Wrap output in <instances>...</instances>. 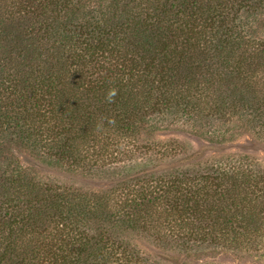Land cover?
<instances>
[{"label":"trees","instance_id":"1","mask_svg":"<svg viewBox=\"0 0 264 264\" xmlns=\"http://www.w3.org/2000/svg\"><path fill=\"white\" fill-rule=\"evenodd\" d=\"M263 7L0 0V264H143L141 246L169 243L161 258L179 264L198 248H259L263 164L141 136L170 124L223 143L215 119L239 110L264 131V40L252 37ZM22 149L109 185L37 180Z\"/></svg>","mask_w":264,"mask_h":264},{"label":"rangeland","instance_id":"2","mask_svg":"<svg viewBox=\"0 0 264 264\" xmlns=\"http://www.w3.org/2000/svg\"><path fill=\"white\" fill-rule=\"evenodd\" d=\"M264 10V7L263 9ZM261 14L262 12H258ZM260 15V16H261ZM257 22H254V26ZM252 29V37L264 40V27ZM251 28H249V31ZM264 44V43H263ZM214 127L221 134L219 139L224 140L223 143H207L202 137H199L186 127H174L170 124L159 126L154 131L146 129L143 131L141 140L144 142H154L162 147H178L189 153L203 150L205 152L204 159L217 158L226 155H249L258 163L264 166V131L260 130L261 122L253 121L250 114L243 110H239L236 115L224 116L219 115L215 119ZM261 131V132H260ZM22 163L28 167L37 180L48 183H61L63 185H72L78 187H86L103 191L108 187L106 176L82 174L79 171L67 170L66 168L49 166L42 158L34 154L31 150L25 149L16 152ZM245 243V242H244ZM247 244V243H245ZM143 264L155 262V259L165 263L161 257L162 251L175 253L172 244H165V248L152 247L150 245L141 246ZM140 247V248H141ZM228 249L214 248V250H194L196 255L190 257L181 256L179 264H264V236L262 244L257 249H248V247H232ZM198 251L199 254L198 255ZM174 264H176L174 262Z\"/></svg>","mask_w":264,"mask_h":264}]
</instances>
